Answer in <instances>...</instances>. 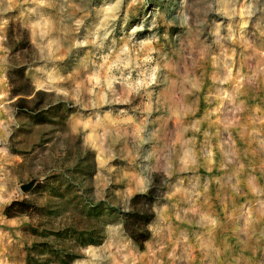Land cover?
<instances>
[{"label": "rangeland", "instance_id": "1", "mask_svg": "<svg viewBox=\"0 0 264 264\" xmlns=\"http://www.w3.org/2000/svg\"><path fill=\"white\" fill-rule=\"evenodd\" d=\"M14 199L36 210L7 217ZM134 212L154 214L143 243ZM36 242L264 264V0H0V264Z\"/></svg>", "mask_w": 264, "mask_h": 264}, {"label": "trees", "instance_id": "2", "mask_svg": "<svg viewBox=\"0 0 264 264\" xmlns=\"http://www.w3.org/2000/svg\"><path fill=\"white\" fill-rule=\"evenodd\" d=\"M16 78H11L12 93L14 96L26 95L32 93V85L30 80L25 76L22 69L15 71ZM25 98H19L18 103H23ZM151 203V196L147 193H139L133 196L132 203L137 202ZM36 210V206L26 199H14L5 208V214L7 217H13L17 214L32 213ZM137 217L139 226L143 228L135 239L141 243L145 242L150 237V231L147 225L152 220L154 214H148V212L133 213L130 217ZM65 232L68 233V238L75 240L81 247L89 245H99L102 243L103 238L99 234H93L84 230L78 231L71 228H67ZM57 233V232H56ZM60 236V233H58ZM61 239V238H59ZM79 258L74 248H65L63 246H54L47 242H36L26 249V264H73V262Z\"/></svg>", "mask_w": 264, "mask_h": 264}]
</instances>
